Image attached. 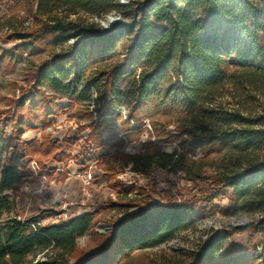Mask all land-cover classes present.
<instances>
[{
	"label": "trees",
	"instance_id": "trees-1",
	"mask_svg": "<svg viewBox=\"0 0 264 264\" xmlns=\"http://www.w3.org/2000/svg\"><path fill=\"white\" fill-rule=\"evenodd\" d=\"M114 11L128 21L102 29L95 19ZM79 13L93 20L70 19ZM36 15L45 18L43 27L14 33L9 38L21 43L0 51V118L7 116L13 129L10 142L0 136V196L17 193L32 176L8 156V148L27 131L50 126L62 108L59 98L76 100L81 110L93 107L96 115L85 126L87 143L97 149L107 145L101 132L113 120L123 118L121 128L130 134L155 113H175L177 138L185 137L181 149L168 152L164 141L150 140L144 152L128 155L127 164L145 174L182 171L210 202L230 188L226 215L252 218L213 230L199 250L175 264H264V112L247 116L220 102L230 84L255 92L264 87V0H38ZM123 40L129 43L125 51ZM26 57L25 85L13 78L15 89L4 93L2 72H15ZM121 106L127 108L124 116L116 113ZM198 150L221 155L211 176L204 158L189 157ZM63 152L53 157L61 161ZM3 206L0 197V213ZM118 206L133 204L108 200L94 205V212L50 224L12 218L0 224V264H122L137 249L175 239L197 215L193 200L154 209L138 205L111 231L96 230L98 212ZM240 230L260 235L259 257L232 240ZM89 233L97 247L72 261L78 239Z\"/></svg>",
	"mask_w": 264,
	"mask_h": 264
},
{
	"label": "rangeland",
	"instance_id": "rangeland-1",
	"mask_svg": "<svg viewBox=\"0 0 264 264\" xmlns=\"http://www.w3.org/2000/svg\"><path fill=\"white\" fill-rule=\"evenodd\" d=\"M38 0H0V51L15 48L21 42L9 38L14 33L27 34L37 31L45 22L44 17L36 15ZM128 2V0H122ZM117 18L116 22L128 21L117 11L110 13ZM89 19L88 15L79 13L71 15L70 19ZM107 16L96 18L102 29L100 20ZM74 41L71 39L67 44ZM129 46L126 40L121 42V50ZM61 48L56 49L59 52ZM48 55V54H47ZM47 55L37 56L35 63L44 60ZM27 57L17 64L15 72L3 71L4 93L13 91L12 79L16 78L18 86L25 85ZM221 98L224 108L239 111L247 116H256L264 112V87L255 92L239 85H228ZM18 94V92H17ZM62 108L56 116L51 117V125L45 128L27 131L16 147H9L8 156L30 171L26 183L15 193L5 191L0 197L4 206L0 213V224H6L10 219L20 217L22 220L40 219L50 221L52 216L69 213L74 218L79 213L94 212V205L112 200L133 206H118L98 212L95 229L100 232L111 231L114 223L127 214L137 211L138 205L156 208L166 203L184 205L193 200L197 215L192 218L189 229L175 239L155 248L137 249L134 254L122 264H175L187 260L199 250L213 230L245 225L251 217H233L226 215L229 199L233 190L226 188L220 197L213 201L205 200L200 187L182 172H172L165 168H156L145 174L134 171L132 164H127L128 155L144 152L148 143L164 141L163 148L168 152L181 149L180 142L185 137H178V124L175 113H155L146 119L138 132L126 134L121 128L122 119L108 123L102 130V136L107 145L95 148L87 143L90 129L85 126L94 113L81 110L76 100L62 97L57 100ZM5 102L0 103L4 108ZM83 107V106H82ZM116 113L126 115L127 108L121 106ZM12 121L7 116L0 118V136L8 142L12 139ZM49 144L52 145L51 148ZM64 151L59 157L53 156ZM220 154L206 157L201 151L189 155L194 159L204 158L208 163L205 171L211 176L217 167ZM85 180H90L92 198L82 203V187ZM204 182L207 179L204 178ZM258 219V216H254ZM50 224V223H49ZM232 240L253 250L255 257L261 252L260 235H251L248 230H240L233 235ZM99 241L91 233L78 239V250L72 261L84 251L96 248Z\"/></svg>",
	"mask_w": 264,
	"mask_h": 264
},
{
	"label": "built area",
	"instance_id": "built-area-1",
	"mask_svg": "<svg viewBox=\"0 0 264 264\" xmlns=\"http://www.w3.org/2000/svg\"><path fill=\"white\" fill-rule=\"evenodd\" d=\"M90 180H85L83 187H82V203H86L92 198V193L90 192ZM71 219V216L69 213L63 212L60 213L59 215L52 216L49 223H58L64 220H69ZM39 224H47V221H40Z\"/></svg>",
	"mask_w": 264,
	"mask_h": 264
},
{
	"label": "water",
	"instance_id": "water-1",
	"mask_svg": "<svg viewBox=\"0 0 264 264\" xmlns=\"http://www.w3.org/2000/svg\"><path fill=\"white\" fill-rule=\"evenodd\" d=\"M106 20H109L110 23H112V22L114 23L117 21V18L115 16H113V14H111V15H107ZM106 20H100L101 24L103 25V27L109 28V25L106 24Z\"/></svg>",
	"mask_w": 264,
	"mask_h": 264
},
{
	"label": "bare ground",
	"instance_id": "bare-ground-1",
	"mask_svg": "<svg viewBox=\"0 0 264 264\" xmlns=\"http://www.w3.org/2000/svg\"><path fill=\"white\" fill-rule=\"evenodd\" d=\"M112 23H113V22H112ZM112 23H110V21H109V20H106V24H107V25H109V26H110Z\"/></svg>",
	"mask_w": 264,
	"mask_h": 264
},
{
	"label": "crops",
	"instance_id": "crops-1",
	"mask_svg": "<svg viewBox=\"0 0 264 264\" xmlns=\"http://www.w3.org/2000/svg\"><path fill=\"white\" fill-rule=\"evenodd\" d=\"M79 214H82V213H79Z\"/></svg>",
	"mask_w": 264,
	"mask_h": 264
}]
</instances>
